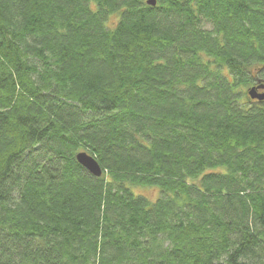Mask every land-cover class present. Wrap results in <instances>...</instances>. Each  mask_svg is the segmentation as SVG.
<instances>
[{
  "label": "trees",
  "instance_id": "16d2710c",
  "mask_svg": "<svg viewBox=\"0 0 264 264\" xmlns=\"http://www.w3.org/2000/svg\"><path fill=\"white\" fill-rule=\"evenodd\" d=\"M148 1L0 0V264H264V0Z\"/></svg>",
  "mask_w": 264,
  "mask_h": 264
},
{
  "label": "water",
  "instance_id": "95a60500",
  "mask_svg": "<svg viewBox=\"0 0 264 264\" xmlns=\"http://www.w3.org/2000/svg\"><path fill=\"white\" fill-rule=\"evenodd\" d=\"M148 2L150 5L156 4V0H149ZM249 93H250L249 95H251L252 98H255V97H258L260 99L264 98V93L258 94L256 87H253L252 89H250ZM76 157H77L78 162L83 167H85L88 171H90V173H92L93 176L94 175L95 176H101L102 175V168H101V166H99L100 164L95 157L88 154L87 152H79Z\"/></svg>",
  "mask_w": 264,
  "mask_h": 264
},
{
  "label": "bare ground",
  "instance_id": "6f19581e",
  "mask_svg": "<svg viewBox=\"0 0 264 264\" xmlns=\"http://www.w3.org/2000/svg\"><path fill=\"white\" fill-rule=\"evenodd\" d=\"M102 174H103V170H102Z\"/></svg>",
  "mask_w": 264,
  "mask_h": 264
}]
</instances>
